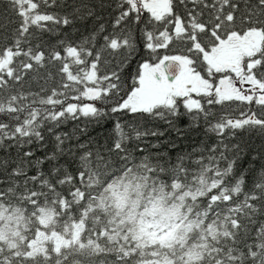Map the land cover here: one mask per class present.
I'll return each mask as SVG.
<instances>
[{"label":"snow or ice","instance_id":"obj_1","mask_svg":"<svg viewBox=\"0 0 264 264\" xmlns=\"http://www.w3.org/2000/svg\"><path fill=\"white\" fill-rule=\"evenodd\" d=\"M132 63L134 85L128 83ZM165 69L176 71L168 77ZM121 87L130 90L121 93ZM117 94L119 111L182 102L196 112L211 109L209 121L222 128L245 122L264 128V0H0V242H7V247L0 243V264H143L151 259L140 243L117 250V237H106L108 229L87 227L84 219L74 221L78 231L71 241L63 237L66 247L57 251L41 233L58 213L78 210L88 217L98 198L85 191L97 176L54 174L60 160L51 157L70 154L79 143L72 133L60 137L57 125L95 114L96 106L85 100ZM224 167L229 172L206 168L209 175L201 174L194 187L171 185L182 190V204L185 197L192 201L188 210L194 219L185 231L200 228V242L181 264H264V166L231 182L236 165ZM130 187L125 185L124 192ZM32 219L39 221L36 233L45 236L43 254L21 257L6 229H16L13 236L20 235L21 226L32 232ZM146 227L141 220L127 231ZM152 227L172 230L152 250V264H175L172 253L177 245L183 248L185 236L167 217ZM21 240L31 246L35 236Z\"/></svg>","mask_w":264,"mask_h":264},{"label":"trees","instance_id":"obj_2","mask_svg":"<svg viewBox=\"0 0 264 264\" xmlns=\"http://www.w3.org/2000/svg\"><path fill=\"white\" fill-rule=\"evenodd\" d=\"M100 43H103L102 38ZM138 52L143 53L142 45H138ZM133 59L139 60L140 56L134 54ZM135 68L136 63H132L129 69L133 79H128V83L133 85ZM129 90L128 87L120 89L121 93ZM119 100V94L98 102L85 100V104L96 106L95 114L80 117L77 122L68 118L57 125L61 128L60 137H65V133H72V139L79 143L70 154L66 151L51 157L52 160H60L59 166L53 169L54 174L82 173L85 177L94 175L93 180L98 177L97 183H90L85 189L98 198L95 210H88V217H82L78 210L74 214L58 213L56 222L42 228L41 233H46L49 237L46 241L48 247L57 251L66 246H57L53 236L61 239L68 237L71 241L72 234L78 231L73 228L74 221L78 224L84 219L87 227L100 231L108 229L106 237H117V244L114 245L117 250L119 245L127 248L129 243L142 244L140 251L151 258H146L143 264H152V260L156 259L151 255L152 250L166 240L172 230L155 234L151 227L161 217H167L169 223L178 226L174 230L183 234L185 239L183 248L177 245L174 253L169 249L161 248L160 251L172 253L175 264H181L188 249L200 242V228L193 226L191 231H185V225L194 219L193 213L188 210L192 201L185 197L182 204L179 199L182 190L174 191L172 183L177 181L185 187H194L193 181L198 180L201 174L206 178L209 175L204 172L206 168L229 172L224 167L226 164L236 165L229 173L230 182L241 173L248 174L250 170L261 168L264 166V128L255 124L248 125L247 122L243 126L234 124L231 128H222L219 122L209 121L211 109L208 112H196L185 107L182 102L174 103L171 107L157 105L147 111L135 113L119 111L116 110ZM64 143H67L66 138ZM126 169H131L127 175L123 173ZM248 179L250 180V176ZM109 184L111 187H108ZM137 184L139 189L136 188ZM125 185H131L126 193ZM141 220L146 222V228L139 232L127 231L129 228L135 230ZM29 227L32 232H26L21 226L18 229L20 235L17 236H13L16 230L14 228L6 231L9 233V240L15 239L19 246L17 252L21 257H38L43 254L45 236L35 231L39 227L38 219H32ZM83 235L87 239V233ZM133 235L137 237L136 240L132 239ZM21 236L29 239L35 236V240L29 246L21 240ZM124 236L129 239L126 241ZM38 241L41 248L35 250L33 246ZM0 243L7 247L6 241ZM29 247L32 248L31 252L27 251ZM18 264H24V261L20 260ZM28 264L33 262L29 260Z\"/></svg>","mask_w":264,"mask_h":264},{"label":"rangeland","instance_id":"obj_3","mask_svg":"<svg viewBox=\"0 0 264 264\" xmlns=\"http://www.w3.org/2000/svg\"><path fill=\"white\" fill-rule=\"evenodd\" d=\"M166 230H167V229H161V230L158 231L157 229L151 227V231H152L153 233H155V234H159V233H160V234H164ZM53 240H54V243H55L57 246H59V245H64V240L61 239V238H59V237H57V236H53ZM33 247H34L35 250L40 249L41 247H40V243H39V241L36 242V243L34 244Z\"/></svg>","mask_w":264,"mask_h":264},{"label":"water","instance_id":"obj_4","mask_svg":"<svg viewBox=\"0 0 264 264\" xmlns=\"http://www.w3.org/2000/svg\"><path fill=\"white\" fill-rule=\"evenodd\" d=\"M170 77L175 74L176 70L166 69Z\"/></svg>","mask_w":264,"mask_h":264},{"label":"flooded vegetation","instance_id":"obj_5","mask_svg":"<svg viewBox=\"0 0 264 264\" xmlns=\"http://www.w3.org/2000/svg\"><path fill=\"white\" fill-rule=\"evenodd\" d=\"M164 71H165V75L170 77V75L168 74L167 70L165 69Z\"/></svg>","mask_w":264,"mask_h":264}]
</instances>
